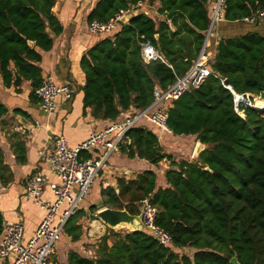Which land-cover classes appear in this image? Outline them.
Returning <instances> with one entry per match:
<instances>
[{"label":"trees","instance_id":"obj_1","mask_svg":"<svg viewBox=\"0 0 264 264\" xmlns=\"http://www.w3.org/2000/svg\"><path fill=\"white\" fill-rule=\"evenodd\" d=\"M57 0H0V81L19 90L30 81V95L42 80V51L52 48L48 29L61 31L52 12ZM141 1L155 6L120 23L80 58L85 82L84 106L95 117L115 120L128 109L149 106L156 88L166 89L184 75L202 48L210 19L209 0H99L88 15L107 20L119 9ZM264 8V0H225L224 21L236 22ZM243 23V22H240ZM246 24V23H244ZM252 30L219 36L213 57L206 63L216 75L207 76L166 107V124L174 136H193L205 144L195 160L175 161L166 152L157 131L142 118L126 132L130 143L121 145L129 158L157 165L169 161L159 174L144 169L131 178L116 177V187L99 191V201L89 206L125 209L140 214L148 198L157 209V224L172 236V246L159 245L141 230H109L96 239L93 257L69 251V264H264V116L245 102L235 108L234 95L257 97L254 107L264 112V21ZM149 41L164 61L144 62L141 44ZM7 113L0 102V118ZM132 115V114H131ZM144 123V124H142ZM154 127V126H153ZM2 151L0 149V165ZM5 184L6 180H0ZM117 188V191H116ZM77 210L63 225L72 241L82 235ZM0 215V231L2 229ZM112 239V243L108 241ZM193 248L191 254L181 250Z\"/></svg>","mask_w":264,"mask_h":264},{"label":"crops","instance_id":"obj_2","mask_svg":"<svg viewBox=\"0 0 264 264\" xmlns=\"http://www.w3.org/2000/svg\"><path fill=\"white\" fill-rule=\"evenodd\" d=\"M99 0H57L52 7V12L61 27L58 33L48 29L53 40L52 48L42 51L39 63L43 77H49L57 84H69L72 89V97L65 99L58 96L55 100L56 110L48 115L41 109L40 100L36 95L31 96L30 81L24 80L19 90L6 87L0 81V102L6 107L7 113L0 118V149L2 161L0 165V180H6V190L0 201V215L4 222L21 221L24 225L23 239L27 241L32 235L43 217V210L29 200L24 193V184L33 174H41L50 182H58V179L50 174L45 163V150L51 146L55 134H62L70 147H76L84 141L90 132L101 130L116 121H122L135 112L134 108L121 112L117 119L109 120L95 117L92 108L84 106L82 87L85 82L83 70L80 65L81 56L97 41L105 37L102 34H91L87 30L88 15ZM149 13L157 14L156 5L145 7ZM246 30H252L250 24L232 22L218 26L216 33L211 38L207 47L215 49L219 36L236 35ZM213 55H211V58ZM144 124V123H142ZM157 131V128L150 126ZM166 152L172 154L175 161L180 159L195 160L197 156L193 152L197 145L204 148L206 145L197 141L193 136H174L170 132H164L159 138ZM121 142L118 149L110 153L100 175L95 179L90 188V193L79 204L78 210H84V215L78 218L82 226V235L77 241H72L61 230L56 247L54 248L48 264H69L67 255L69 251H75L83 257H93L96 246H87L93 243L99 231V226L105 229L104 224L96 223L90 228L89 206L99 201V191L102 187H116V177L131 178L144 169H153L159 174V184L164 185L161 172L169 168V161L162 160L157 165L148 161L129 158L121 150ZM100 153L101 148H97ZM179 153L189 155V158L178 156ZM82 157H89V152H82ZM176 155V156H175ZM76 187L71 188L75 195ZM117 191V188H116ZM43 197L51 202L53 195L45 189ZM66 204L61 206L55 215L53 224L58 223L59 216ZM103 208L99 205L98 209ZM87 218L86 224L84 219ZM98 228V229H97ZM87 229L94 238H87ZM101 233L102 235L104 233ZM2 229L0 231L1 239ZM100 234V235H101ZM93 241V242H92ZM113 241V240H112ZM109 241V244L112 243ZM26 264H31L27 262Z\"/></svg>","mask_w":264,"mask_h":264},{"label":"built area","instance_id":"obj_3","mask_svg":"<svg viewBox=\"0 0 264 264\" xmlns=\"http://www.w3.org/2000/svg\"><path fill=\"white\" fill-rule=\"evenodd\" d=\"M210 19L204 32V42L196 60L191 68L166 89L156 88L153 92V101L141 111L134 112L130 117L116 121L101 130L90 132L88 137L76 147H70L62 134H55L52 144L45 150V163L50 174L58 182H50L41 174H33L24 184L26 197L43 210V217L35 228L33 235L24 241V225L21 221L4 222L0 239V264H48V260L56 247L61 230L66 220L78 210L80 202L88 194L95 179L109 157L110 153L118 149L121 142L127 144L130 140L126 132L140 119H146L157 128L158 139L164 132H171L166 124V107L171 101L177 99L191 87H197L207 76L215 73L206 65L211 59L207 47L211 38L216 33L219 24L224 21L225 0H209ZM146 7L147 4L138 1L136 5L119 9L107 20L92 19L87 23V30L91 34H110L117 30L123 15L136 9ZM264 21V8L255 13L237 19L236 22L253 24ZM141 58L144 62L164 61L157 49L147 40L141 44ZM40 100L41 109L51 115L56 110V98L63 96L65 99L72 97L69 84H57L49 77H43L39 86L34 91ZM101 152L97 153V148ZM82 152H89V157H82ZM76 187L75 195L71 188ZM45 189L53 195L51 202L44 199ZM6 190V185L0 183V201ZM62 210L58 223L53 224L55 215L61 206ZM157 209L148 198L142 200L140 216L149 234L159 245L172 246V236L156 222Z\"/></svg>","mask_w":264,"mask_h":264},{"label":"water","instance_id":"obj_4","mask_svg":"<svg viewBox=\"0 0 264 264\" xmlns=\"http://www.w3.org/2000/svg\"><path fill=\"white\" fill-rule=\"evenodd\" d=\"M143 12H146V10L144 8L136 9L132 12H129L128 14L123 15L121 17L120 21H121V23H127L132 17H134L140 13H143ZM222 83L224 85H226V87L229 88L231 90L232 94L234 95L235 108L237 111H238V108H237L238 103L239 102H245L248 105L255 108L260 113L261 116H264V112L262 110L254 107L251 104V101H250L251 96H248V94H237L231 88V86L228 84L227 79H223ZM239 114L243 115L242 112H239ZM202 149L203 148H200L199 145H197V147L195 148V150L193 152V155H195V157H196ZM97 216L110 229H115L117 227H121L123 225H126L131 230H141V231L145 230V226L142 222L140 214H130L125 209H111L108 207H103L101 209H98ZM230 263L231 264H240L235 255L230 259Z\"/></svg>","mask_w":264,"mask_h":264},{"label":"rangeland","instance_id":"obj_5","mask_svg":"<svg viewBox=\"0 0 264 264\" xmlns=\"http://www.w3.org/2000/svg\"><path fill=\"white\" fill-rule=\"evenodd\" d=\"M256 99H257V97H255V96H253V98L251 99V104L254 106V105H256L255 103H256ZM264 101V100H263ZM176 156V155H175ZM178 156H182V157H187V158H189V155H185V153H179V155ZM103 168V167H102ZM88 193H90V190H89V192ZM86 197H88V194L85 196V198L83 199V200H85L86 199ZM101 209V208H100ZM98 211V210H97ZM97 211L92 215H89V218H90V220H88V223H90V228L91 227H93V224L95 225L96 223H99V224H104L100 219H99V217L97 216ZM86 221H87V218L86 219H84V224H86ZM103 226H105V229H104V232L105 231H109V230H114V231H117V232H125V231H129V230H131L129 227H127L126 225H123V226H121V227H117V228H115V229H110L106 224H104ZM92 229V228H91ZM98 229V228H97ZM99 231H96V235L97 236H101L102 234V232H103V227L101 226H99ZM103 232V233H104ZM87 233H89L90 234V236H88L87 235V238H94V235L92 234V233H90V230L89 229H87ZM101 234V235H100ZM99 238V237H98ZM98 238H96V239H98ZM95 239V238H94ZM95 239V240H96ZM109 241H112V239H110ZM109 241H108V243H109ZM93 242V241H92ZM94 244L93 243H87V246H93ZM194 249L193 248H191V247H189V248H186V249H183V250H181V253H187V254H191L192 253V251H193Z\"/></svg>","mask_w":264,"mask_h":264},{"label":"bare ground","instance_id":"obj_6","mask_svg":"<svg viewBox=\"0 0 264 264\" xmlns=\"http://www.w3.org/2000/svg\"><path fill=\"white\" fill-rule=\"evenodd\" d=\"M248 96H250V95H248ZM260 110H262L261 108H259ZM92 233V232H91Z\"/></svg>","mask_w":264,"mask_h":264}]
</instances>
